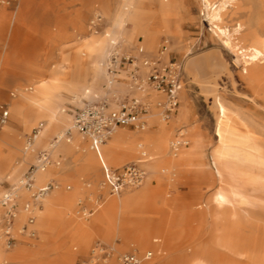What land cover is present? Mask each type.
Wrapping results in <instances>:
<instances>
[{"label":"rangeland","instance_id":"1","mask_svg":"<svg viewBox=\"0 0 264 264\" xmlns=\"http://www.w3.org/2000/svg\"><path fill=\"white\" fill-rule=\"evenodd\" d=\"M137 1H140L147 15L145 19L148 20L144 23L151 25L146 33L147 45H144L143 36L138 34L136 40L131 41L132 37L125 34L117 47L111 49L102 66L105 68V63H108L114 52L119 56L152 57L157 55L160 48L165 49L166 61L180 63L184 71L185 86L179 98L176 116L166 122L175 126L178 114L187 121L179 128L169 130L168 155L173 157L175 153L171 149V143L180 131H184L189 141L184 147H189L192 138L199 140L200 160L195 161L194 166L187 171L175 175L164 171V164L159 165V172L151 183L156 196L149 203L147 213H144L151 216L157 226L144 246L130 244L127 230L121 227L120 219L112 224L103 223V230L99 231L94 222L102 213L104 200L93 187V179L81 176L68 179L66 171L53 176L49 182L54 183L56 187L52 191L57 192L61 200L57 201L55 216L50 221V243H42L38 230L31 228L36 224V218L32 214L33 223L27 224V219L23 222V233L19 238L12 230L15 238L13 247L7 249L3 237L0 244L3 254L0 264H86L92 251L98 253V249L109 254L106 264H119L118 257L129 252L139 256L141 264L148 259H144L146 252L150 253L149 258L156 264H264V59L255 68L261 74L263 82L251 81L245 77L241 73L242 64L235 61V52L239 49L264 50V0H234L222 12L221 27L232 31L235 26H241L239 33L231 32V40L236 46L234 51L223 46L217 38L213 32L214 26L207 16V7L200 0H167V4L166 0ZM123 2L124 0H18L13 7L4 9L5 19L0 20V132L5 127L20 130L23 126L24 117L13 116L10 112L14 96L30 99L28 87L39 81L49 80L50 71L59 64L62 56L71 55L77 47L103 37L105 31L119 32L114 20ZM1 8L3 7H0V12ZM18 11L22 12L21 16ZM162 19L168 23L165 32L159 27ZM127 27L131 28V25ZM137 49H143L144 53H137ZM208 58L210 64L214 65L210 68L207 65ZM92 60L97 62L98 59L94 56ZM185 65L196 73V80ZM117 78L111 85L105 80L90 78L94 86L90 92L94 94L88 99L84 98L85 93L76 100L64 92L54 93L46 104L60 124L72 125L70 110L79 108L86 102L108 98L111 100V96L106 97L103 93L121 91L122 94L116 95L112 100L114 104L125 97L140 95L130 91L126 73ZM203 89L210 93L206 94ZM216 95L254 132L248 136L243 150L260 155L263 159L260 164L241 163L238 170L245 174L225 175L222 179L218 177L211 160L212 152L217 146L216 117L212 108ZM142 96L149 103L146 114L157 108L162 117L163 109L157 105L164 101V97L152 90ZM6 111L8 116L5 119L3 114ZM154 119L161 118L156 116ZM146 122L144 130L148 129V117ZM36 126L24 134V142ZM155 129L160 132L158 127ZM116 130L127 133L144 131L130 127H118ZM60 131H50L45 142L53 141ZM77 136L83 139L81 135ZM141 139L139 137L138 140ZM84 140L90 144L86 138ZM42 151L47 150L37 148L33 157L22 164L16 173L18 178H22L29 167L36 163L37 156ZM50 156L51 163L55 160L63 164L64 170L71 169L75 158L73 154L66 155L64 159H53L51 154ZM138 159L140 154L123 162L121 166L111 168H121ZM146 177L147 175L139 187L126 191H138L145 184ZM10 187V179L1 180L0 197ZM32 189L33 185L28 190ZM126 191L120 196H124ZM217 192L224 193L227 201L222 204L216 202ZM66 202L70 207L67 211ZM19 208L17 203L15 213ZM3 211L0 207V215ZM23 227L27 230H23ZM82 227L88 230L87 237L80 232ZM30 231H33L34 236H29ZM0 232L3 233L1 225ZM8 256L10 258L7 259Z\"/></svg>","mask_w":264,"mask_h":264},{"label":"bare ground","instance_id":"2","mask_svg":"<svg viewBox=\"0 0 264 264\" xmlns=\"http://www.w3.org/2000/svg\"><path fill=\"white\" fill-rule=\"evenodd\" d=\"M200 1L207 7V16L211 25L214 26L213 32L217 38L223 46L234 51L236 46L231 40V32L239 33L241 31V26H235L232 31H229L226 27L220 26L222 12L227 5L234 0ZM4 9L5 7L1 8L0 20L5 19L6 12ZM21 11H18L20 16L22 15ZM119 11L118 16L114 20V25L119 29V32L105 31L106 33L103 37L95 38L90 44L77 47L71 55L62 56L59 64L50 71L49 80L39 81L34 84V86L28 87V89L30 88V99L23 96L16 97L14 94L12 95L15 99L11 100L10 112L13 116L24 117V122L20 130L5 127L0 132V181L4 178L10 179L12 188L15 190L17 196V203L20 205L18 212L15 213V222L12 224V230L17 238L23 233L22 224L26 221L29 214L26 206L30 203V214L32 213L36 218V224L31 226V228L38 230L42 243H50L52 237L50 221L55 216V209L58 205L56 203L61 199L55 191L46 193L36 203L31 200V196L34 191L43 187L53 176L66 171L68 179L77 176L93 179V187L96 188V191H99V195L103 196L102 213L94 222L99 231L103 230V223L112 224L120 219L121 227L127 230L130 244L133 245L136 243L137 245L144 246L151 238V232L157 226L155 220L144 213L150 208L148 207L150 205L149 203L156 196L155 188L151 186V183L152 180L155 179L157 172H159V165L164 164L165 167L163 170L168 171L169 174L175 175L178 172L187 171L189 167L194 166L195 161L200 160L199 140L197 138L190 139L189 147H181L173 157L168 155L169 130L174 127L179 128L187 119H181L179 117L180 114H178L175 126L169 125V123L164 121L161 117L160 110L155 108L152 113H148L149 115L146 114L142 116L145 121L146 117H148L149 124L147 130H144L146 125L142 129L144 131L130 133L116 130L117 128H115L106 138L105 142L102 144L103 146L101 145L102 147L99 149L100 158L107 166H121L120 164L123 162L133 159L140 154V159L138 160L143 164L147 175L145 184L138 191L133 193L126 191V194L122 197L120 194L111 195L102 183L101 162L97 153L91 148L90 144L88 145L86 143L84 137L82 139L77 136L79 133L71 124H60L56 116L47 106L46 101L50 95L54 93L63 94L64 92L65 95H70L73 100H76L80 95L85 93L86 97L84 98L88 99L94 94L90 92L94 87L90 82V78H99L109 83V74L106 69L107 62L105 63V68H103L102 63L107 59L111 49L117 47L116 45L118 42L123 40L125 34H129L132 37L131 41H135L136 36L139 34L144 37V45H147L146 33L150 24H147V22L144 23L148 19H145L147 15L140 1L124 0L121 10ZM167 17L169 16L167 15ZM127 25H131V28L127 27ZM159 27L165 32L168 29V23L162 19ZM169 28L171 29V27ZM235 53V61L242 64L241 73L245 77L250 78L251 81L256 80L263 82L260 76L261 74L259 75V73L255 71V68L257 64L264 59V50L257 48H249L248 50L239 49ZM94 56L97 57V62H93L92 58ZM207 65L209 68L214 66L210 64V58L207 59ZM185 67L190 71L189 74L196 80V73L192 72L186 65ZM124 74L125 72L122 71L121 74L117 76L120 78V76ZM203 90L206 94L210 93L207 89ZM118 94H122L121 91L116 93H103L106 97H112ZM1 96L2 93L0 91V97ZM41 99L44 101H40ZM212 108L216 117L215 136L217 137V146L212 152L211 160L218 177L222 179L225 175L234 176L236 173H242L238 170L241 163H262L263 159L260 155L256 156L251 152L243 150L244 143L248 136L253 135L254 132L238 119L220 96H215ZM156 116H159L161 119H154ZM35 125H37L35 128L39 130L38 134L33 138L32 142H24V134L29 132ZM156 127L160 129V132L156 131ZM54 129L61 130L57 135L59 140L56 141L54 139L46 143V133ZM67 132H70L71 137L63 139V136ZM180 133H184V131H180L179 134ZM139 137L142 139L138 140ZM82 141L85 142L82 143ZM187 142L189 144L188 140ZM39 147H43L45 150L49 151L53 159L58 157L64 159L66 155L72 154L75 149H79L81 157L78 160H73L72 167L68 170L67 168L64 170L62 168L63 164L61 165L54 160V162L50 163L44 170L36 171L34 173L33 189L28 190L19 186L21 178H18L16 173L23 163L33 157L34 152ZM143 154H145L144 157H142ZM242 174L245 173L243 172ZM215 200L219 204H222L227 201V197L224 193L217 192ZM69 208L66 202L65 210L67 211ZM166 229L167 228H165V230ZM80 232L84 237H87L88 230L86 231V227L80 228ZM108 236L110 237V235ZM2 240L3 236L0 232V244ZM145 255L149 254L146 252ZM2 256L3 254L0 251V259ZM8 258H10V256H8L7 259ZM161 263L162 262H158V264ZM142 264L156 263L148 258L144 260Z\"/></svg>","mask_w":264,"mask_h":264},{"label":"built area","instance_id":"3","mask_svg":"<svg viewBox=\"0 0 264 264\" xmlns=\"http://www.w3.org/2000/svg\"><path fill=\"white\" fill-rule=\"evenodd\" d=\"M18 0H0V7L11 8ZM165 49L160 48L156 56L146 57L140 55L139 58L132 55L119 56L113 53L107 63V72L109 74V84L118 80L117 75L124 71L128 77L129 88L131 92H137L140 95H133L117 100L115 104L112 100L102 99L94 102H86L79 108L72 110L71 119L73 128L91 145V148L100 158L99 149L105 142L110 133L118 127H130L135 130H142L146 121L142 118L149 110V103L145 102L142 96L149 90L154 91L164 97V101L158 103L162 107V118L168 121L179 107L180 93L185 86V76L182 65L171 60H165ZM4 118L8 112H4ZM37 128L33 129L27 142H32L38 134ZM70 132L65 133L63 139L69 138ZM55 140H59L55 138ZM188 142L184 133H178V136L172 141L171 149L174 153L187 146ZM145 154L142 155L144 157ZM102 183L108 189L111 195H119L128 189L139 187L145 178L146 172L141 165V161L130 162L121 168H111L107 166L100 158ZM51 163L49 151H42L37 156L35 164L31 165L19 182L20 187L30 189L34 183L33 174L38 170H44ZM56 186L54 183H47L37 189L31 198L36 203L46 193L52 191ZM0 207L3 212L0 215V225L3 229L4 242L7 249L15 244V238L12 236V224L15 219L17 208V196L15 190L10 187L0 197ZM28 218L27 224H32L34 217L30 214V203L27 204ZM23 230H27L23 227ZM29 236H34L30 231ZM93 250L86 264H106L109 254L103 249ZM150 254V253H149ZM147 255L144 259L149 258ZM142 259L135 253H123L118 257L119 264H141Z\"/></svg>","mask_w":264,"mask_h":264},{"label":"crops","instance_id":"4","mask_svg":"<svg viewBox=\"0 0 264 264\" xmlns=\"http://www.w3.org/2000/svg\"><path fill=\"white\" fill-rule=\"evenodd\" d=\"M137 53H139V54H142V53H144V50L143 49H137ZM224 68V67H223ZM181 93H182V91H181ZM181 93H180V95H181ZM76 109V108H75ZM70 112H72V110H70ZM176 113H177V111H176ZM176 113L168 120V121H170L171 119H173L175 116H176ZM71 116V115H70ZM48 134L49 133H46V135H45V137L46 138H48ZM103 146V145H102ZM101 146V147H102ZM72 154L73 155H75V158H74V160H78V159H80V157H81V154L79 153V149H75L73 152H72ZM143 167V166H142ZM144 168V167H143ZM49 181H51V180H49ZM49 181H47L46 182V184L47 183H49Z\"/></svg>","mask_w":264,"mask_h":264}]
</instances>
